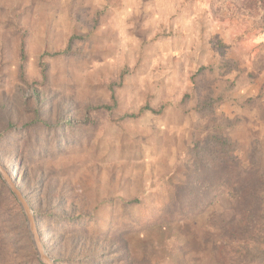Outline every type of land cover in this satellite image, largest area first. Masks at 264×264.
<instances>
[{"label":"rangeland","instance_id":"1","mask_svg":"<svg viewBox=\"0 0 264 264\" xmlns=\"http://www.w3.org/2000/svg\"><path fill=\"white\" fill-rule=\"evenodd\" d=\"M0 134L55 264H264L243 0H0ZM0 264H41L1 178Z\"/></svg>","mask_w":264,"mask_h":264},{"label":"water","instance_id":"2","mask_svg":"<svg viewBox=\"0 0 264 264\" xmlns=\"http://www.w3.org/2000/svg\"><path fill=\"white\" fill-rule=\"evenodd\" d=\"M0 178L6 184L10 192L16 198L17 202L20 205V208L25 216L29 234L31 236L34 248L36 250L38 259L41 264H55V262L49 257L45 251L41 239L36 227L35 219L29 204L27 203L25 197L21 191L16 186V181L11 178L8 171L0 163Z\"/></svg>","mask_w":264,"mask_h":264},{"label":"trees","instance_id":"3","mask_svg":"<svg viewBox=\"0 0 264 264\" xmlns=\"http://www.w3.org/2000/svg\"><path fill=\"white\" fill-rule=\"evenodd\" d=\"M243 2L249 12H254L255 23L258 27L264 29V0H243ZM0 138H2V134H0Z\"/></svg>","mask_w":264,"mask_h":264}]
</instances>
